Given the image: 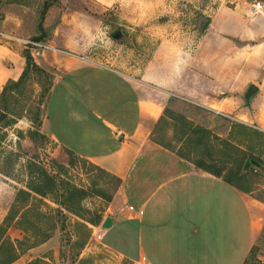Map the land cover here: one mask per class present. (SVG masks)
<instances>
[{"label":"crops","instance_id":"1","mask_svg":"<svg viewBox=\"0 0 264 264\" xmlns=\"http://www.w3.org/2000/svg\"><path fill=\"white\" fill-rule=\"evenodd\" d=\"M44 1L0 0V31L36 36ZM90 1L109 6L121 0ZM251 3L218 8L191 49L159 45L138 78L53 51L76 48L82 55L90 31L79 15L69 28L78 38L69 41L63 31L68 14L54 27L57 8L44 17L50 38L40 42L41 53L30 52L54 76L40 133L54 145L52 156L71 153L120 181L102 217L109 227L95 230L104 248L132 264H244L261 232L259 201L152 140L171 99L228 116L241 111V97L254 86L257 110L264 92V10L253 14ZM22 48L0 43V91L22 74Z\"/></svg>","mask_w":264,"mask_h":264},{"label":"rangeland","instance_id":"2","mask_svg":"<svg viewBox=\"0 0 264 264\" xmlns=\"http://www.w3.org/2000/svg\"><path fill=\"white\" fill-rule=\"evenodd\" d=\"M60 1L63 2L62 5ZM60 1L54 5L57 10L52 16V26H58L63 13L68 14L69 23L64 24L63 31H66L65 36L69 41H74L78 35L69 33V28H73L79 15H84L81 21L79 20V24L83 22L90 31L87 33L89 48L83 50L82 55L77 53L76 48L66 51L53 49V51L65 57L80 55L88 61V64H93L92 66L119 71L138 78L156 47L165 45L193 48L210 16L218 8L231 7L234 0H121L109 6L96 4L90 0ZM254 1L249 0L252 3ZM202 23H205L204 28L201 27ZM46 32L44 41L50 38V31ZM38 44L34 48H22V51L29 49L31 52V49H34L35 52L41 53L45 47L40 42ZM46 71L53 75L52 69ZM37 82L36 76L32 74L23 89L22 97L16 92L13 94L19 104L12 101L11 108L18 111L19 105H25L26 112L22 115L26 118H22L13 129L8 130L4 147L14 154L0 156V225L8 214L17 190L24 188L27 181L28 161L34 160L40 163L58 177L60 191L51 197H59L58 195H62L70 185L82 189L84 197L80 201L81 210L78 211V216L62 210L51 197L43 199L48 208L41 206L38 208L40 213L45 215L44 218L38 219V226L41 227L42 232L50 231L51 236L45 243L22 253L12 264H132L104 248L97 239L98 233L95 228L99 226L92 227L87 223L97 215L104 216L116 191L117 181L77 156L65 158L61 150L57 156H52L54 148L52 143L48 140L42 142L38 138L31 140L28 137V132L34 130L29 119L38 112L43 120L46 111V99H40L42 89L40 85L43 87L45 84L43 81L39 82L40 85ZM57 90L62 94L61 88ZM244 95L240 96L241 111L226 114L228 116L223 113H213L184 100L173 99L165 108L171 114H167L154 139L161 141L170 150L185 156L190 161L203 160L210 165V157H212L217 160L215 164L218 166L222 164L219 161L225 159L221 145L212 138L210 143L200 140V144L194 143V136L191 139L184 138L180 123H174L170 117L181 115L191 123L188 127L190 129L201 127L221 139H234L247 155H252L263 164L260 168L251 166L253 172L248 170L245 185L249 189L246 194L259 201L264 209V137L255 134V132L264 134V92L262 97L257 98L259 99L257 110L252 106L255 95L248 100H245ZM51 104L49 109L53 110ZM257 111H263V114ZM235 117L245 121L250 118L252 122L259 121L263 125L255 124L250 129L244 130L232 126L239 123L232 120ZM186 129L184 131H187ZM17 130L21 131L22 138L16 137ZM38 130L40 132V129ZM189 134L190 132H187V136ZM196 138L200 139L199 136ZM60 167H65L66 170ZM64 197L69 200L68 195ZM57 201H63V198ZM6 235L11 240L19 241L26 236L14 225L7 229ZM247 264H264V220L261 232L248 256Z\"/></svg>","mask_w":264,"mask_h":264},{"label":"trees","instance_id":"3","mask_svg":"<svg viewBox=\"0 0 264 264\" xmlns=\"http://www.w3.org/2000/svg\"><path fill=\"white\" fill-rule=\"evenodd\" d=\"M59 1L60 0H45L42 3L37 23V35L31 39L32 41L36 43L44 41L46 34L42 27V22L47 11ZM22 56L25 60V68L22 74L20 75L18 80H9L8 82H6V84L0 91V156H3L4 154H14L13 152L7 151L4 147L5 141L8 137V130L13 129L19 120H21L22 118H26L22 115L23 112H26L24 110L25 105H19L18 111H15L14 108H11L12 101H15V104H19L18 99H15V97L13 96L14 92H16L18 96L20 95L22 97L23 89H25L27 81L29 80L30 76L34 74L38 80L37 84L40 85V81H43L45 84V86L43 87L40 85V88H42L40 99L45 98L47 103L49 93L53 86V75L48 73L45 69L39 67L34 62L29 49L23 51ZM172 100L173 99H171L170 102ZM38 108L40 109V107ZM167 114L171 113L167 109H165L163 112V116L160 118V120L156 124V127L154 128V131L152 132V140L163 148L170 150L167 145H164L161 141L154 139L156 131L158 130L161 123L166 119ZM170 120H172L176 124H178V122L180 123V128L183 131L182 136L184 138L188 137L189 139H191L192 136H194V143L196 144H200V140H203L206 143H210V139L212 138L217 141L219 145H221L220 148L224 150L225 153V159L219 161L220 163H222L219 166L215 164L217 160L213 159L212 157H210V165H207L203 160L190 161V159L186 158L185 156L176 153L178 156L192 163L198 170L221 178L224 183L231 185L237 190L243 193L249 192V189L245 185L248 179V170L253 172V170L251 169L252 165L258 166L260 168V166L263 164L259 159H256L252 155H247L246 152L240 148L239 144H237L234 139H221L218 136L211 134L209 130L201 127H193L191 129L188 128L189 126H191V123L181 115L170 117ZM29 122L33 125L34 130H30L28 132V137L31 140L38 138L42 142L47 141V138L38 130L42 125V119L40 118V115H38V112L34 113L33 118L29 119ZM232 126L241 127L244 130L250 129V127L241 123H235ZM185 129L187 131H184ZM187 132H190L188 136ZM255 134L264 137L263 133L260 134L255 132ZM198 136L200 139L196 138ZM16 137L22 138L21 131H16ZM71 156L74 155L69 153V157ZM69 165L71 166V159ZM60 168L66 170L65 167ZM94 168L102 173H105L104 171L96 167ZM27 170V181L24 185V188L17 190L8 214L3 219L0 225V264L14 263L22 253L45 243L51 236L50 231L49 233H46L45 231L42 232L41 227L38 226L39 220L45 217V215L40 213L38 208L40 206L43 208H48L43 199H47L53 196L54 193L60 191L58 188L59 182H57L58 177L51 174L45 166L34 160L28 161ZM115 180L118 183V187L120 181L118 179ZM64 194L68 195L69 200L65 199ZM58 196L59 197L56 198L51 197L53 198L54 203L62 210L78 216V211L81 210L80 201L84 197V191L70 185L67 189L64 190V193L62 195ZM59 198H63V201L58 202L57 200H59ZM69 203L74 207H71ZM101 221L102 216L97 215L92 221H87V223L92 227H95L99 226ZM12 225L26 234L23 240H11L6 235L7 229ZM80 246L82 247V245ZM244 264H247V260Z\"/></svg>","mask_w":264,"mask_h":264},{"label":"built area","instance_id":"4","mask_svg":"<svg viewBox=\"0 0 264 264\" xmlns=\"http://www.w3.org/2000/svg\"><path fill=\"white\" fill-rule=\"evenodd\" d=\"M264 10V4H262L259 1H254L251 4V11L253 14H262ZM19 43L22 46H25L24 48H31V47H36L39 44L30 40V39H21L18 37H15L11 34L8 33H4L3 31H0V43ZM129 210H133L132 207H129ZM99 227H101V225H99ZM100 235H97V239L100 240Z\"/></svg>","mask_w":264,"mask_h":264},{"label":"water","instance_id":"5","mask_svg":"<svg viewBox=\"0 0 264 264\" xmlns=\"http://www.w3.org/2000/svg\"><path fill=\"white\" fill-rule=\"evenodd\" d=\"M201 27L204 28V27H205V23H202V24H201ZM255 92H256V89H255L254 86L249 87V89H248V91H247V93H246V96H245V100H248V98L251 97ZM109 223H110V219H109V218H106V219L103 221L101 227H102L103 229H107V228L109 227Z\"/></svg>","mask_w":264,"mask_h":264}]
</instances>
